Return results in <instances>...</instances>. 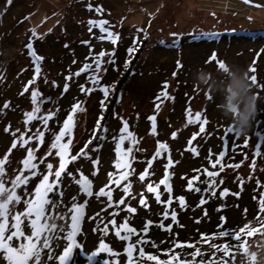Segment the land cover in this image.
Listing matches in <instances>:
<instances>
[{"label": "rangeland", "instance_id": "obj_1", "mask_svg": "<svg viewBox=\"0 0 264 264\" xmlns=\"http://www.w3.org/2000/svg\"><path fill=\"white\" fill-rule=\"evenodd\" d=\"M96 7L103 11L96 12ZM99 19L108 20L106 27L119 34L117 44L100 39L106 34L101 33L98 26L88 23L89 20ZM208 32L232 35H213L218 40L212 37L209 40L211 43L195 39L202 36L201 33ZM254 32L258 35H238ZM31 40L43 57V62L41 76L29 85L28 82L35 75L34 66L25 52L27 41ZM130 48L136 51L129 52ZM101 51L114 55L102 58L99 73L89 70L80 76L74 75L85 63H93V58ZM214 52L218 61L244 69L249 76L255 74L258 77L257 84L253 85V91L258 96L257 116L251 128L256 131L249 137L247 135L246 147V136L237 137L233 131L228 132L231 125L216 107L221 99L219 94L209 100L207 97L212 94L195 85L198 68L220 75L218 62L210 60ZM178 62L181 66H178ZM251 67H255L257 72H249ZM69 75L72 78L66 80ZM92 75L99 76V85L89 80ZM65 83L69 85L67 92L63 90ZM165 83L168 84L166 91L170 98L160 95L165 91ZM260 85H264V0H12L10 4L7 0H0V159L7 155L10 161L6 165V179L19 174L29 147L37 155L36 162L43 159L53 165V171L58 169L59 157L55 155L56 150L51 149L53 132H59L72 106L81 102L84 110L75 114L71 136H65L63 142L72 139L71 155L78 154L81 149L87 155L78 156L68 165L67 171L72 175L62 177L63 204L56 211H65L74 195L78 196L80 202L86 198L79 193V186L74 182L81 172L93 182L94 193L101 188L112 192V201L106 196L88 198V219L82 226L83 235L78 237L82 247L73 250L68 264H88L87 257L97 250L101 238L113 252L119 253V256H110L107 251L99 253L97 259H108L110 264H128V254L124 249L129 242L134 244L133 259L139 257V248L143 247L144 251L155 252L159 260L169 259V250H174L171 254L180 253V260L183 261L186 259L183 257L184 251L191 254L188 251L199 247L204 255L198 256L195 264H200L207 257L211 259L212 255L219 261L218 253L223 252L212 249L209 243L216 244L218 248L224 243H234L219 237L221 215L225 216L227 225L235 230L250 222L259 224L260 221L255 218L257 215L264 220V213L259 212V199L264 194V88ZM26 86L28 92H24ZM81 86L93 91H81ZM103 86L109 87L107 98L99 90ZM36 89L44 100L42 114L55 113L47 129L40 120L25 123V113L34 107L31 91ZM5 103L10 107L5 109ZM189 109L193 118L199 111L202 120L205 117L208 119L204 133H199V122L188 123ZM150 116L156 117L155 133L152 132ZM98 121L102 125L100 129L97 128ZM124 121L128 122L129 131L136 137L135 144L125 140L122 146L124 149L133 148L129 159L134 173L117 187L113 182L119 176L115 168L117 141L114 137L118 138ZM6 128L8 131H5ZM37 129L45 133L43 143L35 138ZM173 132L177 134L175 139L172 138ZM194 133L197 138L189 146ZM21 135L25 139L33 137L23 148L19 143ZM89 141L92 143L89 144ZM14 142L17 147L12 149ZM158 143H166L169 148L153 159ZM257 144L261 146L260 156L255 155ZM190 147H196L199 154L187 150ZM225 148V157L216 165L223 166V171L221 168L215 171L219 173L215 178L216 197H212L211 192H195L196 187L203 185V179L195 181L193 178L204 175L202 168L206 166L208 171L210 168L212 170L211 166ZM169 157L173 163L166 169ZM148 161H152L151 167ZM46 163L41 165L42 169H46ZM145 169L149 175L141 181L139 177ZM166 171L171 174L168 184L172 192L167 193L165 186L160 185L161 202L158 203L155 193L147 192V185L158 184ZM94 172L96 175H93ZM109 173L114 174L113 178L110 179ZM40 178L31 179L29 191L35 188ZM189 180L193 181L192 190L188 189ZM127 183L132 185L129 194L123 191V185ZM224 188L229 189V194L221 198L219 193ZM169 196L172 199L170 205L167 203ZM180 196L185 197L186 207L183 209L177 199ZM202 196L208 203L198 207ZM142 198L146 201L145 205L139 203ZM121 199L125 200V204H119ZM24 207L21 203L17 210L23 211ZM128 207H135L137 212H127ZM165 208L169 212L166 220L163 219ZM218 208H222V211H218ZM173 209L177 211V223L171 220ZM97 213L99 217L91 219ZM113 213L118 215L114 216ZM112 219L117 221L115 227L110 223ZM124 219H128L130 227L137 230L130 241H122L116 235ZM197 219L201 222L196 223ZM101 220V228L108 224L107 236L102 231H94ZM148 220L153 223L144 233ZM161 221L164 223L163 229L158 227ZM170 224L172 227L168 230ZM26 233L30 234V230L26 229ZM120 235H126V231L120 229ZM202 235L215 238L202 240ZM261 235H264V226L253 236H242V240H246L248 246ZM141 237L149 242L135 245V241ZM153 243L156 248L152 247ZM188 244L195 247H187ZM64 246L61 241L60 247L55 249L57 256ZM228 256H234L235 260L228 259L226 264H249L243 249L231 248ZM186 257L192 261V256ZM142 262L138 264H146ZM0 264H6V261L0 259ZM50 264H58V260Z\"/></svg>", "mask_w": 264, "mask_h": 264}, {"label": "snow or ice", "instance_id": "obj_2", "mask_svg": "<svg viewBox=\"0 0 264 264\" xmlns=\"http://www.w3.org/2000/svg\"><path fill=\"white\" fill-rule=\"evenodd\" d=\"M12 0H7V3H11ZM249 2V0H246ZM89 10L92 9L91 4L88 5ZM96 12H102L103 9L100 7H96ZM88 23L93 26H98L101 33H105L106 35H102L99 37L100 39L110 40L113 44H115L120 36L113 31H110L106 25L109 24V21L106 19L99 20H89ZM91 31V29H90ZM89 43V42H84ZM32 44H28L27 48L29 50L32 49ZM129 52H134L136 49L130 48ZM31 55L35 57L34 60V77L32 80L28 82L29 85L33 84L37 78L41 76V61L43 60L42 56L36 55L35 52H31ZM105 55H114V53H106L101 51L98 56L93 58V63H85L83 67L77 71L74 75L80 76L81 73L88 72L92 70L94 73H99L102 67V58ZM210 60L217 61L220 66L222 61H218V57L214 52L210 57ZM110 63L114 61H109ZM75 63V61H73ZM178 66H181L178 62ZM251 73H256L257 69L255 67H251L248 70ZM175 75V73H173ZM72 78L71 75L66 77V80H70ZM250 82L253 85L257 84L258 77L253 74L249 76ZM89 80L96 85L100 84V78L98 75H92L89 77ZM260 87L264 88V85H260ZM69 85L65 83L63 86L64 92H67ZM168 88V84H164L165 91L162 92V95L165 98H170L166 89ZM28 87L24 88V92H28ZM104 97L107 98L109 96V87L103 86L99 89ZM81 91H88L89 93L93 91V89L85 90L83 86H81ZM159 96L157 99L159 100ZM209 100H212V97L209 95L207 97ZM174 100V97H171ZM31 103L34 107L31 111L25 113L26 120L25 123H29L34 120H40L43 122L45 129L48 128L49 121L53 119L55 113L49 112L48 114H42V104L44 100L41 97V92L36 89L31 91ZM104 101H101V105L103 106ZM5 109L9 108L10 105L5 103L3 106ZM83 107L81 102H77L71 108V111L67 118L63 121V126L59 129V132H53L54 141L51 143V149L56 150L55 155L59 157V167L55 171H53V165L51 163H46L45 160L41 159L39 162L37 161V155L35 151L29 147L27 148V156L23 159L22 164L23 168L19 169V174L14 175V178L6 179V165L10 163L8 156L6 155L3 159H0V259L6 261V264H50V262L54 260H58V264H68V262L72 259V253L74 249L81 248L82 245L78 243V237L83 235L82 226L88 219L86 217V208L89 206V199L95 196L97 199L100 197L106 196L109 201H112V192L105 191L104 188H101L99 192H93V182L89 179L88 176L84 175L82 172L79 176V179H75V183L79 186V193L83 194L86 198L83 202L78 200V196L74 195L71 197V204L67 206L65 211L58 212L56 211L63 204V191L61 190V183L63 175L67 174L69 176L72 175L71 172L67 171L68 165L78 159V156H86L87 153L81 149L80 152L76 155L70 154V146L72 145V139L69 138L67 142H63L65 136H71L73 128L75 126L74 116L78 111H83ZM157 110H159V105H157ZM39 114V115H38ZM103 119V117H101ZM149 120L152 121V132H156V117L150 116ZM200 123L199 133L205 132V125L208 124V119L205 117L202 120L201 113L197 111L195 113V117H192L191 110L188 112V123ZM264 127V126H262ZM97 128H102V125L97 122ZM5 131H8L6 128ZM120 134L118 138L114 137L116 140V154L117 160L115 162V168L119 171L118 178L114 179V183L117 187L121 186L122 181L128 180L129 176L134 173V169H131V161L129 157L133 153V148L128 147L124 149L122 146L125 140L131 141L133 144L136 143V137L132 131H129V124L127 121L123 122V127L119 130ZM228 132H232L231 128H228ZM35 138L39 140L41 143L44 141L45 133L37 129L34 134ZM176 133H172V138H176ZM98 137H94L97 139ZM197 138V134L194 133L192 138L189 140V146L192 145V141ZM33 139L32 136H29L25 139L24 135L19 137L20 147L23 148L25 145H28L30 141ZM92 141H89V144ZM247 140H245L244 146H247ZM17 147V143L14 142L11 145L12 149ZM87 147V145L85 146ZM169 146L166 143H158V148L155 153L156 157H160L163 152L168 151ZM193 154L198 155V151L196 147H190L189 149ZM227 148L222 150L219 153V157L216 162L212 165L213 168L216 167L217 164L221 163V160L226 155ZM51 155V153H49ZM255 155H261V146L259 144L256 145ZM134 159V157H132ZM46 163V169H42L41 165ZM172 160L169 157L165 168L167 169L172 165ZM149 167H151L152 161H148ZM255 164V160H253V165ZM232 166V165H229ZM239 167V165H236ZM131 169V170H130ZM207 173V176L210 178V181H202V184H205L206 187L203 188L204 193L211 192L212 197H216V177L219 173L215 171L204 170ZM221 171H223V166H221ZM27 173V174H25ZM93 175H96L94 172ZM149 175L147 169H145L144 173L140 175L139 179L143 181L146 176ZM114 174L109 173L110 179L113 178ZM42 177L39 179L38 184L31 191L28 190L29 184L32 178ZM50 177H52L50 179ZM193 179H198V177H194ZM169 174L165 173L163 179L159 181L158 184L153 186V184L149 183L147 185L148 193H155V199L159 203L161 202V193L159 191V186L164 185L165 191L167 193L172 192L171 186L168 184ZM222 184L223 181L221 180ZM243 181H241V184ZM10 185V187L8 186ZM131 183H127L123 185V191L125 194H129L131 190ZM188 189H193V181L189 180ZM195 192L201 193L202 189L200 187H196ZM229 194V189L224 188L223 191L219 193L221 198L226 197ZM234 195H239V193H234ZM143 196V193H141ZM53 197H61V199H54ZM179 200L180 207L183 209L186 207L185 197L180 196L177 198ZM172 202L171 196H169V200L167 203L170 205ZM21 203L24 204V210H17V206ZM140 205H145V199H140ZM208 203L206 199L202 198L199 201V206L205 205ZM120 205L125 204V200L121 199L119 201ZM111 206V205H110ZM218 211H222V208H218ZM127 212L136 213L137 209L135 207H128ZM247 209H245V213ZM259 212L264 213V194H261L259 199ZM113 215H118V213H113ZM169 216L168 209L165 208L163 213V219L166 220ZM204 216H207V211L204 212ZM99 217V213L96 214V217H92L91 219L96 220ZM171 220L173 223H177V211L173 209L171 211ZM257 220L260 221L261 226H264V220L258 216ZM11 221V222H10ZM56 221H60L57 223ZM101 222L97 223L96 229L94 231H102L104 236L108 235V224H104L103 228H101ZM196 223H200L201 221L197 219ZM220 224L219 228V237L226 238L234 243H224L217 247L216 244L212 243L209 246L212 249L217 251H222L224 256L227 257L229 255L231 248H240L243 249V252L246 254L248 250L247 241L242 240V236H253L255 233L259 232V228L251 227L250 224H245L242 227H239L238 230H235L233 227L227 225L225 216H220ZM110 223L115 227L117 221L112 219ZM153 222L148 220L144 226L143 232L147 233L149 225ZM159 228H164V223L158 225ZM172 225H168V230H171ZM26 229L30 230V234L26 233ZM120 229L126 231V235H120ZM137 230L134 227L129 226V220L124 219V222L119 225L116 230V235L122 241H130L133 235H136ZM214 236H205L202 235V240H212ZM63 241L65 246L62 249V253L57 256L55 249L60 247V242ZM149 241L143 239H137L135 241V245L147 244ZM182 245H177V247H181ZM187 247H195L193 244L186 245ZM153 248L157 246L153 243ZM134 245L129 243L128 246L124 249V251L128 254V264H133V255L132 250ZM107 251L110 256H119L118 252H113L109 245L105 242L103 238L99 241V247L96 251L92 252L91 255L87 257L88 264H110V260L108 259H97L99 253ZM174 250H169L170 258L167 260H159L157 255H147V260L154 261L155 264H173L175 261L176 264H195V260L198 256L204 255L199 247H195V251L191 254L192 261H188L187 259L181 261L180 253L171 254ZM139 257H145V251L143 247L139 248ZM255 254L252 256V264H255ZM200 264H204L203 261ZM209 264H225L224 260H216L215 255H213L212 260Z\"/></svg>", "mask_w": 264, "mask_h": 264}, {"label": "clouds", "instance_id": "obj_3", "mask_svg": "<svg viewBox=\"0 0 264 264\" xmlns=\"http://www.w3.org/2000/svg\"><path fill=\"white\" fill-rule=\"evenodd\" d=\"M219 76L210 71L198 68L195 73V85L214 95L219 94L220 102L216 105L224 118L230 123V128L237 137L247 136L252 123L257 116L258 96L253 91L246 70L222 63L218 67ZM255 254V264H264V235L253 240L248 245L246 253L249 264Z\"/></svg>", "mask_w": 264, "mask_h": 264}, {"label": "trees", "instance_id": "obj_4", "mask_svg": "<svg viewBox=\"0 0 264 264\" xmlns=\"http://www.w3.org/2000/svg\"><path fill=\"white\" fill-rule=\"evenodd\" d=\"M221 34H225V35H227V36H231L232 34L231 33H201V35L203 36H196L195 37V39H197V40H199V41H205L206 43H211V42H209V40H212L213 38L212 37H216L217 38V36L218 35H221ZM200 35V34H199ZM213 35H217V36H213ZM238 35H244V36H255V35H258V33H256V32H254V33H246V34H244V33H238ZM216 40H218V38L216 39ZM117 42H119V40L117 41ZM117 42H116V44H117ZM28 44H32V49L31 50H29L28 48H27V45ZM27 45H26V54H27V57H29V60L31 61V63H32V65L35 67V64H34V60H35V57L33 56V55H31V52H35V54L36 55H39L40 56V52L38 51V48L36 47V46H34V42L31 40V41H27ZM114 52H115V50H114ZM41 62H43V61H41ZM40 62V63H41ZM89 72V71H88ZM87 72V73H88ZM4 79H6V77L4 78ZM254 131H256L255 129L254 130H251L250 132H249V134H253L254 133ZM249 134H248V137H249ZM247 136H246V140L248 141V138ZM249 139H252L251 137L249 138ZM214 164V163H213ZM212 167V166H211ZM219 167V168H218ZM216 166L215 168H213L212 170H211V168H210V171H216L217 169H220L221 168V166ZM203 169V173H205L204 175H199V176H195V177H198V179H194L195 181H201V179H203L202 181H210V178L207 176V173L204 171L205 169H207V170H209V168H207V166L205 167V168H202ZM217 173H218V171H217ZM204 185L205 184H203L202 186H201V189H202V191H201V193L202 194H205L204 192H203V188H204ZM257 213V212H256ZM262 214V213H261ZM260 217L261 215H257L255 218L257 219V217ZM250 225H251V227H254V228H262L263 226H261V224L259 223V224H257V223H252V222H250ZM130 226V225H129ZM129 243H132V242H129ZM133 244V243H132ZM209 244H212V243H209ZM134 245V244H133ZM192 249H194V248H192ZM195 250H193V251H188V252H194ZM185 253H184V255H183V257L184 258H186L187 260L189 259L188 257H186V256H191V254H186L187 253V251H184ZM147 255H157L155 252H151V251H145V256L147 257ZM207 256H209V255H207ZM213 256V255H212ZM212 256L210 257L211 259H208V257L206 258V259H204L203 260V262H204V264H209V262L212 260ZM218 256H219V259L220 260H224L225 261V264H226V260H228V259H230V260H235V257L234 256H227V257H225L224 256V254L223 253H218ZM146 257H144V258H140V257H137V258H134L133 259V264H138L140 261H143L144 263H146V264H155V262L154 261H149V260H147V258ZM191 258V257H190ZM217 261H218V259H216ZM142 262V263H143ZM208 262V263H207ZM228 264H229V262H228Z\"/></svg>", "mask_w": 264, "mask_h": 264}, {"label": "water", "instance_id": "obj_5", "mask_svg": "<svg viewBox=\"0 0 264 264\" xmlns=\"http://www.w3.org/2000/svg\"><path fill=\"white\" fill-rule=\"evenodd\" d=\"M168 174H169V178H170V176H171L170 172H168Z\"/></svg>", "mask_w": 264, "mask_h": 264}]
</instances>
